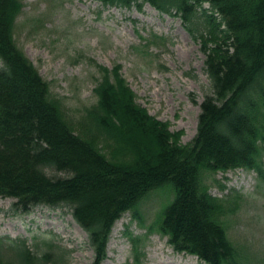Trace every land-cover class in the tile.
<instances>
[{"label":"trees","instance_id":"1","mask_svg":"<svg viewBox=\"0 0 264 264\" xmlns=\"http://www.w3.org/2000/svg\"><path fill=\"white\" fill-rule=\"evenodd\" d=\"M98 1L119 8L147 3L179 17L199 41L210 93L200 104L196 135L182 145L180 132L136 103L118 65L100 68L96 102L75 133L14 40L21 0H0V198L15 200L23 215L65 208L99 264L113 224L130 212L142 225L139 204L171 187L173 199L148 231L206 264H240L220 222L222 200L210 195L202 176L244 169L263 178L257 143H264V0ZM41 164L54 166V178ZM130 241L135 249L139 239ZM41 247L47 250L34 251ZM52 247L35 242L33 250L24 240L0 237V264H46Z\"/></svg>","mask_w":264,"mask_h":264},{"label":"rangeland","instance_id":"2","mask_svg":"<svg viewBox=\"0 0 264 264\" xmlns=\"http://www.w3.org/2000/svg\"><path fill=\"white\" fill-rule=\"evenodd\" d=\"M21 2L14 40L49 84L51 97L60 101L75 133L85 110L96 102L93 90L100 68L118 65L140 107L166 123L170 132H180L182 145L195 137L200 104L210 85L200 43L179 17L147 3L119 8L98 0ZM257 145L263 178L244 169L202 176L210 195L222 200L220 222L241 254L240 264H264V143ZM172 199L171 187L150 193L136 210L142 225L130 212L124 214L114 236L111 229L106 259L100 264H205L175 251L166 236L148 231ZM14 202L0 198V237L24 240L33 250L35 242L51 244L46 264H94L86 232L69 211L44 206L23 215L15 212ZM130 237L139 239L135 249Z\"/></svg>","mask_w":264,"mask_h":264},{"label":"clouds","instance_id":"3","mask_svg":"<svg viewBox=\"0 0 264 264\" xmlns=\"http://www.w3.org/2000/svg\"><path fill=\"white\" fill-rule=\"evenodd\" d=\"M40 171H42L49 178H54V166L49 164H41L37 166Z\"/></svg>","mask_w":264,"mask_h":264},{"label":"bare ground","instance_id":"4","mask_svg":"<svg viewBox=\"0 0 264 264\" xmlns=\"http://www.w3.org/2000/svg\"><path fill=\"white\" fill-rule=\"evenodd\" d=\"M120 224V220H118L115 224H114V226H113V228H112V236H114L115 235V233H116V231H117V227H118V225ZM168 264H173V261H170V263L169 262H167ZM161 264H163V263H161Z\"/></svg>","mask_w":264,"mask_h":264}]
</instances>
